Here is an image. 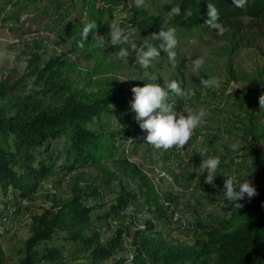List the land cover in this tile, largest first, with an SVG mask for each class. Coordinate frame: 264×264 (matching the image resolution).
<instances>
[{"label": "trees", "instance_id": "16d2710c", "mask_svg": "<svg viewBox=\"0 0 264 264\" xmlns=\"http://www.w3.org/2000/svg\"><path fill=\"white\" fill-rule=\"evenodd\" d=\"M24 1L0 0L5 7H18ZM127 1L69 0L70 4L80 3L84 19L70 23L66 34L74 39L76 51L94 64L82 71L72 62L71 70L83 75L91 89H79L65 80V86L53 95L56 100L47 103L35 95L23 94L24 77L16 82L12 78L0 80V217L13 203L20 205L24 199L31 202L44 183L56 177L57 170L63 177L88 169L98 173L86 179L84 173L75 175L66 196L53 195L49 207L30 217V223L26 224L30 237L24 242V250L19 251L23 256L19 264H63V251L54 247L59 234H64L62 241L77 246L78 253L86 256V264H264V107L259 104L260 96L264 95V64L251 71L232 64L238 50L253 48L264 53V0H248L244 9L236 8L231 0H180L181 15H174L172 20L148 16L142 8L128 9L133 14L130 25L145 37L158 33L165 22L168 26L216 31L204 25L207 4H214L228 45L224 49L230 61L226 68L227 85H248L235 89L232 97L234 110L244 112L238 121V131L249 160L246 170L260 180L258 200L250 205L239 201L243 205L239 209L229 201L225 218L214 224H199L195 237L199 232L204 237H194L192 243L173 242L155 228V221H169V206L178 202V196L159 191L138 163L118 156V143L124 134L116 132L110 122L111 106L120 99L117 94L120 87L110 75L118 64L108 60L105 42L102 47L96 46L95 29L83 47L78 46L80 32L89 22L94 21L97 34L105 37L109 32L106 20L114 19L116 12L124 10ZM186 10L191 11L190 16ZM21 11L5 20H19ZM32 62V76L41 78L46 70ZM56 149L62 156L59 167L45 159L46 154ZM126 179L137 181L138 188L130 189ZM114 186L119 187L118 192ZM109 194H114L112 199L101 205L105 213L94 218V207L88 202ZM140 200L151 214L143 228L133 232L131 222L126 219L112 222ZM103 220L111 221L114 230L107 233L101 230L97 224ZM0 225L4 226L1 221ZM20 225L19 221L17 229ZM127 238L132 239V258L116 259L126 251ZM0 255H3L1 246Z\"/></svg>", "mask_w": 264, "mask_h": 264}, {"label": "rangeland", "instance_id": "374dc122", "mask_svg": "<svg viewBox=\"0 0 264 264\" xmlns=\"http://www.w3.org/2000/svg\"><path fill=\"white\" fill-rule=\"evenodd\" d=\"M71 3L69 0H25L18 7H5L0 2V80L12 78V82H16L24 77L23 94L35 95L39 99H45L47 103L56 100L53 95L57 89L65 86V80L73 82L79 89H91L87 87L88 82L83 75L71 70L72 62L82 71L94 67L93 62L86 61L82 54L76 51L74 39H69L66 34L70 23L84 19L80 3ZM179 3L180 0H144L143 6L138 7L135 0H128L127 7L116 12L114 19L106 20L105 25L109 31L112 26H119L126 33H131L129 43L134 42L137 47L147 43L155 45L159 42L152 41L150 35L142 36L138 28L130 25L133 14L128 9L142 8L148 16L172 20L174 15H170L169 11L179 6ZM20 9L22 11L18 16L19 20H5L6 17L16 15ZM169 27L176 29L178 39L175 61L170 62L167 55L161 52V56L154 60L147 70L142 69L135 61L134 52L127 59L120 58L117 55L120 47L128 45L113 46L108 34H105L104 48L108 60L118 64L117 69L110 75L120 87L117 93L120 96L119 102L111 106L113 115L110 122L115 125L116 132L124 134V139L118 143V156L138 163L150 175L159 191L172 192L179 198L178 202L169 206V221H155L157 232L176 243H192L195 238L204 237L202 232L195 237L199 224H214L226 216L225 209L229 201L225 199L222 190L224 178L232 176L238 182L251 180L257 195L251 200L247 197L241 200L245 205L257 202L260 180L257 175L246 170L249 160L243 151V141L238 131V121L244 117V112H236L233 107L234 90L239 87L245 89L248 85H227L226 68L230 61L224 54V49L228 46L223 39L224 35L198 27L188 29L175 24H170ZM262 49L264 50V45ZM263 54L259 49H241L233 55L232 64L251 71L264 64ZM198 57L203 58L205 63L198 71H193L192 61ZM31 62L39 69L46 70L41 78L32 76ZM151 77H155V83L161 86L164 82L175 80L186 90V96L183 98L170 94L169 103L174 105L177 114L185 108L205 111L204 122L194 131L192 139L184 149L173 148L164 151L144 144L143 138L147 133L141 131L134 119L135 113L130 107L133 100L131 89L153 82ZM209 77L218 78L220 87L205 88L199 83L201 78ZM237 142L239 148L233 151L231 145ZM201 150H206L207 157L221 159L213 185L204 183L207 174H204L203 170L194 169L203 161ZM45 159L48 164L56 167L62 162L59 149L46 154ZM57 173L52 181L44 183L31 202L24 199L20 201V205L13 203L9 211L0 217L4 225H0V246L3 249L0 264H19L23 258L19 251L24 250V242L30 237L26 228L30 217L49 207L53 195L66 196L75 175L84 173V179L98 175L94 169L74 172L64 177L58 170ZM125 182L130 189L139 186V183L132 179H126ZM114 188L115 192L119 191L118 186ZM112 195L88 202L94 207V218L105 213V208L101 205L108 203ZM150 218L151 214L140 200L119 213L117 220L112 222L126 219L131 222L134 232L143 228ZM19 221L21 225L17 229L14 224ZM112 222L103 220L97 225L107 233L114 230ZM63 237L64 234H59L54 245L63 251V264H86V256L78 253L77 246L73 243L62 241ZM131 244L132 239L127 238L126 251L119 253L116 259L132 258L134 249Z\"/></svg>", "mask_w": 264, "mask_h": 264}, {"label": "clouds", "instance_id": "9594fccd", "mask_svg": "<svg viewBox=\"0 0 264 264\" xmlns=\"http://www.w3.org/2000/svg\"><path fill=\"white\" fill-rule=\"evenodd\" d=\"M248 0H231V3L240 9L247 6ZM138 7L143 6L144 0H135ZM170 15H181L179 6L171 8ZM187 15H191L190 10H186ZM219 10L214 4H207V19L204 25L210 29L216 30L219 34L225 31L224 26L219 23ZM96 30V46L102 47L105 37L97 34V24L89 22L80 32L79 47H83V42L87 41L90 33ZM131 33H126L119 26H112L108 37L113 46L128 45V47H120L117 55L120 58L127 59L133 52L135 53V61L139 63L144 70L152 66V62L161 56V52L165 53L169 61H175L178 39L176 29L169 27L167 22L162 26L158 33L150 35L152 41H158V44L147 43L137 47L133 43H129ZM205 63L201 57L192 61V70L198 71ZM153 82L144 84L143 87H133V100L130 102L131 110L135 113L134 119L139 125L141 131L147 133L143 138L144 144L150 145L156 150L168 151L170 149H184L188 142L192 139L194 131L204 122V109L193 111L191 108H185L179 114L174 111V105L169 103L170 94L176 97H185L186 90L181 88L180 84L175 81H167L163 86L155 83L156 78L151 77ZM199 83L205 88H219L221 82L216 77L207 79L201 78ZM260 107H264V95L259 98ZM186 113V114H185ZM233 151H237L239 143L231 145ZM200 155L203 161L195 170H203L206 173L205 184L213 185L216 179V172L221 164L220 157H207L206 150H201ZM223 193L225 199L234 202L237 209L243 207L239 201L246 197L251 200L257 195L256 189L252 186L249 179L238 182L234 177L224 178Z\"/></svg>", "mask_w": 264, "mask_h": 264}, {"label": "built area", "instance_id": "2783aa9c", "mask_svg": "<svg viewBox=\"0 0 264 264\" xmlns=\"http://www.w3.org/2000/svg\"><path fill=\"white\" fill-rule=\"evenodd\" d=\"M23 20H25L24 17H23ZM16 225H17V224H14V227H16Z\"/></svg>", "mask_w": 264, "mask_h": 264}, {"label": "bare ground", "instance_id": "6f19581e", "mask_svg": "<svg viewBox=\"0 0 264 264\" xmlns=\"http://www.w3.org/2000/svg\"><path fill=\"white\" fill-rule=\"evenodd\" d=\"M176 219V218H175Z\"/></svg>", "mask_w": 264, "mask_h": 264}]
</instances>
